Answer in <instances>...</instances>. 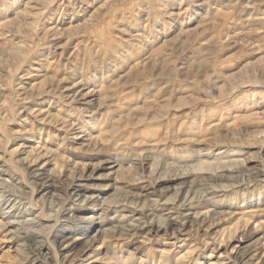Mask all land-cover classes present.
<instances>
[{
	"label": "rangeland",
	"instance_id": "rangeland-1",
	"mask_svg": "<svg viewBox=\"0 0 264 264\" xmlns=\"http://www.w3.org/2000/svg\"><path fill=\"white\" fill-rule=\"evenodd\" d=\"M204 162L244 174L181 175ZM25 164L104 200L103 219L48 218L72 192L35 193ZM262 171L264 0H0V176L49 234L0 211V264H264ZM201 182L230 187L172 209Z\"/></svg>",
	"mask_w": 264,
	"mask_h": 264
},
{
	"label": "bare ground",
	"instance_id": "bare-ground-1",
	"mask_svg": "<svg viewBox=\"0 0 264 264\" xmlns=\"http://www.w3.org/2000/svg\"><path fill=\"white\" fill-rule=\"evenodd\" d=\"M68 90H71V89H68ZM88 94H90V93L88 92ZM91 94L88 96H91ZM65 97H67V96H65ZM71 98H72V96L69 97V100ZM84 104H87V105L92 104V101H89V102L84 103ZM192 153L195 154V152H192ZM221 153L222 152H220L219 154H221ZM216 157H218V156H216ZM185 158H180L181 162H184ZM38 160H39V158H38ZM173 162H174V160H173ZM204 163L206 164V166L204 165L202 167V165H200L201 166L200 167L198 165L199 167L195 168V170H192L191 172L188 170V171L184 172L183 174H181L180 172L179 173L182 176L189 175V174L194 175V174H196V172H198L201 175L202 174H205V175L208 174V177L210 178V180L211 179L213 180L216 178H224L229 173L244 174V172L241 170L240 166H237V165L236 166L235 165L234 166H225L223 164L215 165L214 163H212V164L206 163V162H204ZM156 164L157 163H155V165ZM167 164H168V162H167ZM155 165L152 164L153 168L155 167ZM169 165L170 164H168V166ZM43 166H45V165H43ZM156 166H158V165H156ZM165 166H163V167H165ZM168 166L165 168V170H167ZM176 167L177 166H175V168ZM40 169L37 168V165H33V164H25L24 166H22L23 174L25 175V177L28 178V183L31 185V187H33L32 190H35L34 191L35 193L36 192L37 193L44 192V191L48 190L50 186H56L57 184H61L64 187H66V190L69 193L72 192V193H70L71 194L70 198L73 201L70 203L71 204L70 207L67 204L63 205V204L56 203V201H50L46 204V207H47L46 208V216L48 218L56 217L57 218L56 223H58L59 217L63 213L72 212L73 210H80V211H84V213L82 215L77 217V221L80 225L81 224L82 225L90 224L95 219H98V218H99V220L103 219L102 213H98L96 208L101 207L102 209L107 210V207L104 206L106 203L104 200L100 202L99 199L95 200L94 199L95 197L93 195L88 196V195L82 193V191H79V189L81 188V187H79V185H76L75 182L66 183L65 178L63 180L62 176H58V177H56V179H54L55 177L51 178V177L45 176L46 172L43 173L42 171H40ZM177 172H178V170H177ZM262 172H264V171H262ZM229 187L230 186H222V187L218 188L217 186L213 185L212 183L201 182V183L197 184L195 187H191L189 189L181 188V189L176 190L166 200H167V202L172 204V209L179 210V209H184L187 206L194 207V206H197L198 203H200V200H202V199L205 200L206 198H208L210 200H213L215 198V196L219 195V193L226 192V189H228ZM34 201L35 200H33V199H28V198L20 195L19 192H16V190L10 185L9 180L7 181L6 179H2L0 176V211L2 212L3 216L7 220V222H6L7 228L17 227L16 230L18 229V231L19 230H21V232L23 231L25 234H27V236L29 234L38 233V234L43 235L46 233V237H49V234H47V229L45 230V229L41 228L43 226L42 222L36 221L35 219H32V218L31 219L28 218V215L31 212H33V210H34L33 209V206H35ZM132 204H133V206L134 205L138 206L137 207L138 209H142L143 212L146 213L147 217L151 219V221L157 220V222L159 223L158 226L159 225L164 226L166 224V222H167L166 216L160 215L157 208H155L153 205H151L148 201H145V202L132 201L131 205ZM82 206H84L85 208H82ZM38 219H40V218H38ZM88 231H89V228H86L85 230L81 231V234H79V237L85 235ZM72 232H75V231L71 230V233Z\"/></svg>",
	"mask_w": 264,
	"mask_h": 264
}]
</instances>
